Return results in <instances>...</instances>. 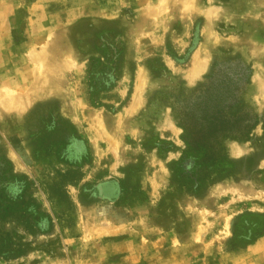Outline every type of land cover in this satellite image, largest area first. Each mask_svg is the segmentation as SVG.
Segmentation results:
<instances>
[{"label":"rangeland","instance_id":"1","mask_svg":"<svg viewBox=\"0 0 264 264\" xmlns=\"http://www.w3.org/2000/svg\"><path fill=\"white\" fill-rule=\"evenodd\" d=\"M0 264H264V0H0Z\"/></svg>","mask_w":264,"mask_h":264},{"label":"trees","instance_id":"2","mask_svg":"<svg viewBox=\"0 0 264 264\" xmlns=\"http://www.w3.org/2000/svg\"><path fill=\"white\" fill-rule=\"evenodd\" d=\"M245 71L239 66L219 71L210 86L182 110L180 120L194 140L208 144L224 135L239 136L255 124V115H226L227 108L236 102Z\"/></svg>","mask_w":264,"mask_h":264},{"label":"bare ground","instance_id":"3","mask_svg":"<svg viewBox=\"0 0 264 264\" xmlns=\"http://www.w3.org/2000/svg\"><path fill=\"white\" fill-rule=\"evenodd\" d=\"M204 68V67H203Z\"/></svg>","mask_w":264,"mask_h":264}]
</instances>
